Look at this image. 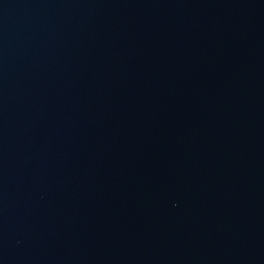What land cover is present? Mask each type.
I'll use <instances>...</instances> for the list:
<instances>
[{
  "label": "water",
  "instance_id": "95a60500",
  "mask_svg": "<svg viewBox=\"0 0 264 264\" xmlns=\"http://www.w3.org/2000/svg\"><path fill=\"white\" fill-rule=\"evenodd\" d=\"M0 264H264V0H0Z\"/></svg>",
  "mask_w": 264,
  "mask_h": 264
}]
</instances>
